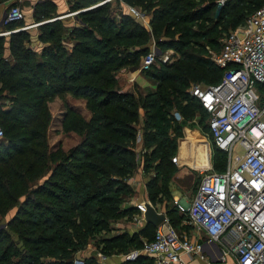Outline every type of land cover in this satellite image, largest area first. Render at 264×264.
Segmentation results:
<instances>
[{"label":"trees","instance_id":"16d2710c","mask_svg":"<svg viewBox=\"0 0 264 264\" xmlns=\"http://www.w3.org/2000/svg\"><path fill=\"white\" fill-rule=\"evenodd\" d=\"M101 1L70 0L78 12L71 26L61 20L40 24L38 40L47 44L40 51L19 32L10 36V55L4 57L7 40L0 38V264H73L91 244L106 256L127 255L152 239L156 229L150 225L133 235L107 236L115 223L140 212L127 205L137 146L145 150V173L152 174L150 201L180 226L185 215L167 202L176 170L172 159L184 127L195 126L188 119L194 120L196 109L209 115L188 89L201 81L217 84L224 74L185 49L220 28L228 35L264 6V0H227L221 7L218 0H111L90 8ZM46 2L38 4L41 10ZM129 6L140 9L146 25ZM153 45L185 55V62L163 63L150 75L157 81L151 91L122 93L117 74L139 70ZM68 92L86 99L90 118L67 104L63 127L80 141L54 150L47 104L56 96L67 103ZM212 142L213 167L223 171L226 153ZM86 264L99 263L91 258ZM123 264L152 261L141 255Z\"/></svg>","mask_w":264,"mask_h":264},{"label":"built area","instance_id":"2783aa9c","mask_svg":"<svg viewBox=\"0 0 264 264\" xmlns=\"http://www.w3.org/2000/svg\"><path fill=\"white\" fill-rule=\"evenodd\" d=\"M226 2L218 0L220 5ZM129 10L143 17L137 8ZM24 18L20 5L12 2L2 17L5 29L0 37L10 36L15 30L6 27ZM168 59L165 54L163 63ZM156 61L154 48L143 56L140 70H149ZM216 61L224 69L221 82L196 85L191 94L210 116V135L226 153V166L223 171L201 169L194 198L174 202L186 216L185 224L200 235L189 238L166 218L152 239L126 255L127 260L151 255L156 264H187L185 256L206 260L210 255L223 262L231 255L237 264H264V6L226 35ZM3 137L0 125V152ZM138 208L144 213L145 205Z\"/></svg>","mask_w":264,"mask_h":264},{"label":"rangeland","instance_id":"374dc122","mask_svg":"<svg viewBox=\"0 0 264 264\" xmlns=\"http://www.w3.org/2000/svg\"><path fill=\"white\" fill-rule=\"evenodd\" d=\"M43 1H48L46 3H47V5L49 4L48 7L45 8L44 10H41V6L32 5L33 2H31V1H26L22 4L20 3L19 5L25 14V19L23 21H21L20 23L15 24L12 27L15 30V32H13L12 34L19 33V32L26 33L28 36V41L30 42L29 45H30V47H32L34 49L37 46H40L39 48H42L45 45H47L45 42H41L38 40V35L40 33V26L41 25H43L45 23H50L53 19L58 20L56 17H64V16L69 15L68 19H70L71 22L65 23L66 26H69V25H73L75 23L74 21H76V17H77V15L73 14L75 12V10L71 9V5H70L68 0H67L68 1L67 7H65V4H60L59 2H54L53 0H43ZM113 3H114V0H113ZM8 6H10V4ZM33 6H34V8H33ZM36 6H37V9H35ZM96 6H99V4L94 5L90 8H94ZM218 7H221V5L219 3H218ZM86 10H88V9H86ZM226 17H227V19H230L229 14H227ZM140 18L142 19L144 25H146L147 22L144 20V18L143 17H140ZM247 18H245V20ZM37 23H41V25L33 26L34 24H37ZM28 26L30 28H26ZM218 31H219V33L217 35H215V34L214 35H211V34L208 35L207 34L208 36L197 37L194 40L193 45L185 49L186 50L185 55L186 54H194L197 57V60L201 64H203L204 66L207 63H209V64H214V65L220 67L219 64L217 63L216 59L221 52L222 42H223V39L226 37L227 31L225 32V30L222 28L218 29ZM10 36L8 39H6L7 41L3 45L4 57H9V55H10V47H11L10 46L11 45V37ZM154 48H155L156 54H157V61L154 64L155 67L153 69H151L150 71L147 70L148 72L147 71L141 72L140 66H139L137 68L139 70H137V71L136 70L132 71L133 69L126 68V69H122L117 74L118 81L121 83L120 84V91L122 93L125 92V93H129L131 95H134L135 97H138L139 95L146 93L147 91H151L152 88L156 85L157 81L155 79L151 78L150 75L152 73L156 72L157 69H159L161 67V65L163 64L165 54L169 55V59L167 60V64H174V63L177 64V63L185 62V55H183L179 52H175L172 49H167V51H161V50L157 49L155 47V45H153L152 49H154ZM196 65H197V63H196ZM139 71L141 73H139ZM138 73L140 76L138 75V78L136 79V81L132 80L134 74H138ZM222 75H223V70L221 72V76ZM196 85H200L201 87H206V86H209L210 83H206V82H202V81L197 83V84L191 83V86L188 89L190 94H191L192 88ZM65 98L67 99V103H65L64 98L56 96L47 104V106L51 110V114L53 115V121L51 122V126L49 129V132H50L49 141H50L51 147L54 150L55 149L57 150L60 147L61 149L66 151V150L70 149L71 147H73L74 145H76L77 143H79V141H80V137L77 135V133L70 131V130H65L63 127V119H64V115L66 112V107H68L70 105L73 109L80 111L82 113V115H84L86 118H90V112L86 107L87 101L85 98L74 97L69 92L65 94ZM1 103H3V102L0 101V104ZM67 104H69V105L67 106ZM5 107H7V104L4 105V108ZM179 121H181V120H179ZM188 121H189V123H195V126L192 127V126L188 125L184 128H189L191 130H193V129L200 130L206 136L208 141L211 142L212 153H213L214 144L211 140L210 130H209L210 116L207 115L204 111L196 109V116H195L194 120L188 119ZM183 136H184V129L182 132V136L180 138H178V145L180 143V140H182V138H184ZM138 148L139 147L137 146V153L139 154L138 155L139 165H138L137 171L140 172V171H144L143 166L141 164L142 157L140 155L142 153H144L145 150H143V149L138 150ZM175 155H177V154H175ZM178 165L177 164L175 165L176 170H175V172L172 176V179L170 181V195L167 198V202L170 203L171 206L173 205V202H172L173 194H176L175 193L176 191L179 192L182 190L180 185L183 187L184 191H189L186 194L190 195L196 191L198 181H199V174L196 173V174H189L188 176L185 177L183 182H179L178 179L176 178V176H179V171H180L179 170L180 167ZM144 175H145L144 177H145V181L147 183V188H148V184L150 182V179H152V177H151L152 174H147L144 171ZM179 183H180V185H179ZM171 193H172V195H171ZM185 219H186V216L183 217V220H185ZM128 221H131L130 225H128L129 224ZM120 222L123 223L122 229L130 232L132 228L135 229V227H136L137 229H139L140 217H139V215L136 214V215H133L132 218H126L124 220H120L119 223ZM131 223L133 224V226L131 225ZM117 226L118 225H113L111 232L116 230L115 228ZM107 234H109V233H107Z\"/></svg>","mask_w":264,"mask_h":264},{"label":"crops","instance_id":"0c3cea01","mask_svg":"<svg viewBox=\"0 0 264 264\" xmlns=\"http://www.w3.org/2000/svg\"><path fill=\"white\" fill-rule=\"evenodd\" d=\"M26 1L33 2L32 5H34V6L43 2V0H0V31L5 29L2 25V17L4 15V12L7 9L8 5L11 4L12 2L22 4ZM53 1L59 2L60 4H65V7H67V3L69 1L70 5H71L70 0H68V1L67 0H53ZM34 6H33V8H34ZM76 14H74V15H76ZM68 16L56 17V18L58 20H62L64 23H69V22H71V20L68 19ZM55 20L56 19H53L51 22H53ZM74 22H75L74 24H76L77 19ZM69 26H71V25H69ZM0 38L8 39L9 36H1ZM39 47L40 46H37L35 49L40 51L43 48V47L42 48H39ZM140 71H139V73H141ZM139 73L134 74L132 80L136 81ZM183 137L184 138H182V140H180V143L178 145V149H177V153H176L177 155H175V157H177V162L174 164L175 165L179 164L178 166L180 167L179 176H176V178L178 179L179 182H183L185 177L188 176L189 174L198 173L199 174V181H200V170L203 168L210 167V166L213 167V153H212L211 142H209L208 139L206 138V136L198 129L191 130L189 128H184V136ZM210 137H211V135H210ZM200 150L206 151V154L208 155L206 160H203V159L201 160L200 157H202V156L199 154V153H201ZM172 161H173V159H172ZM144 176H145L144 171H140V172L137 171L133 175V177H131V179H129V183L131 184V187L133 189V195L129 199V202L127 203V205L129 207L134 206V207L138 208L139 204L145 205V203L149 202L157 209L158 212L164 213L166 215V218L169 219L170 216L166 212L164 206H161L160 204L154 205L150 201L149 196H148L147 183L145 181ZM199 181H198V184H199ZM179 185H180V183H179ZM180 187L182 189L181 190L182 192L176 191L175 192L176 194H173V196H172L173 205H175L174 204L175 200H181L182 202L191 201L194 198V195L196 193V191H195L192 194L188 195L186 193H188L189 191H184V189L181 185H180ZM171 195H172V193H171ZM136 214L139 215V217H140L139 229H137L135 227V229L132 228L131 231L129 232L127 230L122 229L123 228L122 222H120V223L118 222V223L114 224V225H118L115 228L116 230L109 232V234L107 236H114V235H118V234L124 233V232H128L129 235L130 234L133 235L134 233L140 231L142 228H144L148 225L154 227V229L157 230V227L161 224L160 223L156 227L151 225V224H146L143 213L141 211L140 212L137 211ZM130 222L131 221H128V223H129L128 225H130ZM131 225L133 226L132 223H131ZM175 227L177 228V230L179 232L185 234L189 238L195 239L197 236L200 235L197 230H194V227L192 228V226L185 224V220H183L181 222L180 226H175ZM144 240H146V239H143V241ZM144 257H148L152 261V264H156V259L154 256L144 255ZM91 258H95L99 264H123L124 262H131L130 260H127L126 255L106 256L103 254V252L99 248H97L96 246L91 244L76 254V257L73 261V264H78V263L86 264L87 260L91 259ZM185 260H186L187 264H237L236 259L231 255H228L226 257V260L223 262L215 260L210 255L207 257L206 260L202 259L198 256H190V257L185 256Z\"/></svg>","mask_w":264,"mask_h":264},{"label":"water","instance_id":"95a60500","mask_svg":"<svg viewBox=\"0 0 264 264\" xmlns=\"http://www.w3.org/2000/svg\"><path fill=\"white\" fill-rule=\"evenodd\" d=\"M146 224L158 226L166 219L164 213H160L157 209L149 202L145 203V211L143 213Z\"/></svg>","mask_w":264,"mask_h":264},{"label":"bare ground","instance_id":"6f19581e","mask_svg":"<svg viewBox=\"0 0 264 264\" xmlns=\"http://www.w3.org/2000/svg\"><path fill=\"white\" fill-rule=\"evenodd\" d=\"M199 137V136H198ZM197 138V137H196ZM200 138V137H199ZM193 144V143H192ZM201 151V153H199L202 157H200L201 158V160L203 159V160H206L207 159V157H208V155L206 154V151L205 150H200ZM193 152V151H192ZM184 153V152H183ZM193 157V156H192ZM203 165V164H202Z\"/></svg>","mask_w":264,"mask_h":264}]
</instances>
